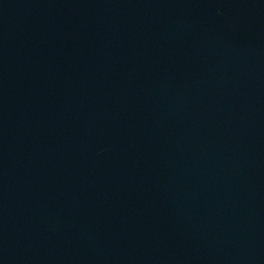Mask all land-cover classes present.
<instances>
[{
  "label": "water",
  "instance_id": "obj_1",
  "mask_svg": "<svg viewBox=\"0 0 264 264\" xmlns=\"http://www.w3.org/2000/svg\"><path fill=\"white\" fill-rule=\"evenodd\" d=\"M0 264H264V0H0Z\"/></svg>",
  "mask_w": 264,
  "mask_h": 264
}]
</instances>
